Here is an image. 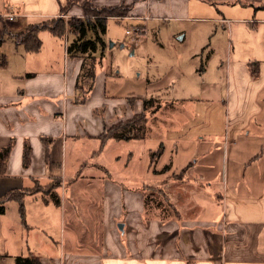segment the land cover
<instances>
[{
  "label": "crops",
  "instance_id": "0c3cea01",
  "mask_svg": "<svg viewBox=\"0 0 264 264\" xmlns=\"http://www.w3.org/2000/svg\"><path fill=\"white\" fill-rule=\"evenodd\" d=\"M88 1L127 7V16L107 20H135L137 34L152 20L177 22L181 41L198 36L190 53L209 23L216 35L219 26L230 34L237 25L240 56L226 49V62L216 65L225 69L226 100L210 103L213 82L191 97L184 125L160 126L155 157L146 124L143 138H109L97 153L105 126L141 113L143 103L107 92L102 64L93 81L82 78L84 100L77 102L83 57L67 56L68 37L41 30L38 52L9 37L12 47L0 54V151L9 147L0 197L14 196L0 213V264H15L26 248L42 264H264V0ZM66 2L0 0V32L58 16ZM71 13L82 11L74 6ZM192 21L208 22L204 33L195 34ZM220 43L214 39L210 58Z\"/></svg>",
  "mask_w": 264,
  "mask_h": 264
},
{
  "label": "rangeland",
  "instance_id": "374dc122",
  "mask_svg": "<svg viewBox=\"0 0 264 264\" xmlns=\"http://www.w3.org/2000/svg\"><path fill=\"white\" fill-rule=\"evenodd\" d=\"M74 6L81 9L78 4ZM61 16L64 20H69L73 17L71 12L61 14ZM136 22L135 20H107L106 33L104 35L106 44L101 51V62L99 64L103 65L104 69L102 71L105 70L103 73L107 72V82L109 81L107 92H117L120 97L126 98V100L127 97H131L136 101H141V103H143L144 98L149 99L148 103L152 106L145 110L146 127L148 128L146 145L154 149L150 152V155H152L158 148V143H155V140H158L162 134L160 126H162L161 130H163L171 126L179 127L184 125L188 118V112H184V109L193 108L195 99L192 98L200 96L203 92L202 90L211 87L212 82L215 85L211 93L212 97L209 100L210 103H221V101L215 100L220 98L226 100L228 88L225 69L217 71L216 65L222 59L226 62V49L230 53L233 47L234 57L240 56V42L244 37L242 33L239 35L238 26L235 24H230L232 33L227 34L226 27L222 28V26H219L221 29L216 35L215 31L209 30L211 23L206 26L205 29L208 31L204 33L205 29L201 26L208 22L192 21L190 25L197 26L194 33L196 34L198 31V33H204V36H202L204 41L200 43L195 53H190L198 36H190L189 34L185 41H181L179 39L180 35H175L174 31L175 26L173 23L177 22H170L169 26L165 25L164 23L166 22L164 21L152 20L147 24L143 33L137 34L131 31L127 35L125 30H132ZM64 37L66 40L67 37L69 38V43L74 36L68 35L66 32ZM217 37L221 39L220 52L210 58L214 39ZM10 40L9 36L6 35V43L2 46L0 54L5 56V52H8L10 47H12L10 46V43H12ZM66 54L68 57L71 56L68 53ZM241 58L243 57L241 56ZM250 65V68H254L252 67L253 63H250ZM251 73L254 74L253 69ZM210 91L212 90L210 89ZM188 98L191 101L187 100ZM159 103L161 108H158L160 111H157L158 109L155 110L158 117V119H155L151 116L150 109ZM171 108L172 115L170 116L167 112ZM156 111L159 113L157 114ZM226 123L231 124L232 119L229 121L225 117ZM120 150H124V148L122 147ZM98 152H100L99 149H97ZM113 152L114 147L111 148L108 156L113 154ZM87 165V171L94 170ZM55 182L57 185V181ZM58 182L59 185L61 184L60 190L62 191L63 182ZM152 190L155 193L154 197L158 199V189L152 187ZM155 203H152L151 206H155ZM153 213L156 214L157 212L154 211ZM60 249H62V243H60Z\"/></svg>",
  "mask_w": 264,
  "mask_h": 264
},
{
  "label": "trees",
  "instance_id": "16d2710c",
  "mask_svg": "<svg viewBox=\"0 0 264 264\" xmlns=\"http://www.w3.org/2000/svg\"><path fill=\"white\" fill-rule=\"evenodd\" d=\"M76 4L81 7L82 13H80V16H73L69 20H64L61 14L71 12L73 5ZM127 13L128 8L124 6L97 8L88 0H67L65 5H61L58 16L29 23L22 31L9 33L6 26H4L2 32H0V44L7 35L13 39L15 44H22L26 51L38 52L41 46L38 33L41 30H48L51 34L60 38H63L66 32L73 35L74 37L67 44L66 51L71 56L78 55L83 57L81 72L77 79V88L80 92V97L77 99V102L81 103L84 100V95L81 91L83 88L81 86L82 78H89L93 81L96 66L101 62V51L106 44L104 35L106 33L107 17L118 15L127 16ZM88 85V90H90L92 85L91 83ZM85 91L87 92V90ZM148 102L149 99H144V110L141 113L134 115L126 121H118L109 127L105 126L103 132L98 136L100 140L99 150L102 149L109 138L125 140L130 138H143L147 121L145 110L152 106ZM158 107L159 104L153 110H156ZM29 151V146L25 145L23 151V164L25 165L29 162ZM8 152L9 147L0 151V172L4 170L5 158ZM155 154H160L159 149L152 153L151 156ZM13 196L14 193L11 192L0 197V213L4 212V202ZM19 211L23 218L22 207H20ZM26 249L27 252L25 254L15 256V264H42L39 253H35L28 248Z\"/></svg>",
  "mask_w": 264,
  "mask_h": 264
},
{
  "label": "built area",
  "instance_id": "2783aa9c",
  "mask_svg": "<svg viewBox=\"0 0 264 264\" xmlns=\"http://www.w3.org/2000/svg\"><path fill=\"white\" fill-rule=\"evenodd\" d=\"M14 16H15V14H9V15H7V17H8L9 19H13ZM131 31H133V32L139 31V28H138V27H132V30H130V29H126V30H125V33H126V34H130Z\"/></svg>",
  "mask_w": 264,
  "mask_h": 264
},
{
  "label": "water",
  "instance_id": "95a60500",
  "mask_svg": "<svg viewBox=\"0 0 264 264\" xmlns=\"http://www.w3.org/2000/svg\"><path fill=\"white\" fill-rule=\"evenodd\" d=\"M119 227H121V226L119 225Z\"/></svg>",
  "mask_w": 264,
  "mask_h": 264
}]
</instances>
